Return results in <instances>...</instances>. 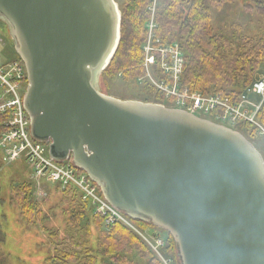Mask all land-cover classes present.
Instances as JSON below:
<instances>
[{
  "label": "water",
  "instance_id": "obj_1",
  "mask_svg": "<svg viewBox=\"0 0 264 264\" xmlns=\"http://www.w3.org/2000/svg\"><path fill=\"white\" fill-rule=\"evenodd\" d=\"M25 65L30 132L104 198L170 234L180 264H264V157L242 133L99 88L121 43L116 0H0Z\"/></svg>",
  "mask_w": 264,
  "mask_h": 264
},
{
  "label": "trees",
  "instance_id": "obj_2",
  "mask_svg": "<svg viewBox=\"0 0 264 264\" xmlns=\"http://www.w3.org/2000/svg\"><path fill=\"white\" fill-rule=\"evenodd\" d=\"M117 1L122 11V39L103 76L106 79L120 76L125 81H137L145 77L144 46L152 0ZM224 1L159 0L156 37L164 44L180 45L186 62L183 86L205 95L220 94L236 102L262 70L264 42L239 34L238 31L229 35L215 33L211 10L215 6L220 8ZM17 57L12 60L22 61ZM156 74L159 76L160 72L156 70ZM141 89L139 100L167 103L164 94L149 80L143 81ZM259 121L264 126V105L259 113ZM237 127L245 128L253 135L259 133L248 124H239ZM0 156L5 161L1 153ZM21 164L31 172L25 161L22 160ZM1 168L2 163L0 243L5 242L3 228L5 222H8L13 224L12 227L17 225L38 229L47 236V244L52 247V251L38 254V264H160L147 243L128 226L122 223L106 226V217L96 212L91 201H84L75 186L65 190L57 187L65 195L64 203L68 205L64 210L65 234L62 236L59 230L48 228L46 223L50 216L32 198L35 181L31 177L11 176L7 183V174ZM133 222L142 231L152 226L139 220ZM166 239L167 252L173 256L175 264H180L173 237L166 233ZM0 264H4L1 259Z\"/></svg>",
  "mask_w": 264,
  "mask_h": 264
},
{
  "label": "built area",
  "instance_id": "obj_3",
  "mask_svg": "<svg viewBox=\"0 0 264 264\" xmlns=\"http://www.w3.org/2000/svg\"><path fill=\"white\" fill-rule=\"evenodd\" d=\"M158 5L159 0H152L149 8L150 21L144 46L145 77L139 80H149L162 92L168 107L187 111L232 129L239 124H248L264 137V126L259 121V113L264 105V77L256 79L236 102L220 94L205 95L183 86L186 62L180 45L164 44L156 37ZM156 70L160 72L159 76ZM27 88L28 76L24 63L4 58L0 50V153L4 160L8 163L25 161L32 170L33 180L38 184L47 183L61 190L75 186L82 199L91 201L96 212L106 217V226L116 223L128 226L147 243L160 264H175V259L167 252L166 236L142 231L133 219L104 198L87 173L73 166L72 158L62 163L53 160L49 156L50 143L39 142L32 137L30 117L24 107ZM248 93L256 94L260 100L257 103L250 101Z\"/></svg>",
  "mask_w": 264,
  "mask_h": 264
},
{
  "label": "rangeland",
  "instance_id": "obj_4",
  "mask_svg": "<svg viewBox=\"0 0 264 264\" xmlns=\"http://www.w3.org/2000/svg\"><path fill=\"white\" fill-rule=\"evenodd\" d=\"M116 2L121 11L120 2L117 0ZM211 16L212 26L217 34L229 35L238 31L239 34L255 38L258 42L259 39L264 42V0H225L220 8H217V6L212 8ZM0 48L4 58L8 60L16 59L18 54H15L13 40L7 26L2 21H0ZM261 69L257 74V79L264 77V60ZM142 86L143 82L139 79L137 81H125L120 76L106 79L103 74L99 84L102 93L121 100H139ZM247 97L250 101L256 103L260 100L259 96L254 93H248ZM164 104L167 105V103ZM233 129L242 133L256 145L264 157V137L261 134L253 135L245 128H238L237 126H234ZM0 163L3 165L1 169L7 174V177H5L6 182L10 180L11 176L15 178L31 177L33 180L32 170L29 173L28 168L21 164L22 161L8 163L3 161L0 156ZM32 198L36 204L42 205L44 212L50 216V220L46 223L48 228L59 230L63 236L66 231L64 210L68 205L64 203L65 195L62 191L54 185L34 182ZM12 225V223L5 222V227L3 228L5 242L0 243V259L4 264H38V254L41 255L42 251H52V247L47 244V236L40 230L21 228L17 225L12 227ZM145 231L148 234L159 233L162 237L166 236L165 231L153 226H150Z\"/></svg>",
  "mask_w": 264,
  "mask_h": 264
}]
</instances>
